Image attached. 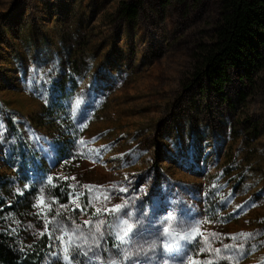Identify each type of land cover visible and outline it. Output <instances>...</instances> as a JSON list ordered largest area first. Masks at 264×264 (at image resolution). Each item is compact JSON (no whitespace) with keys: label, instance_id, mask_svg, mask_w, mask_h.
Wrapping results in <instances>:
<instances>
[{"label":"rangeland","instance_id":"374dc122","mask_svg":"<svg viewBox=\"0 0 264 264\" xmlns=\"http://www.w3.org/2000/svg\"><path fill=\"white\" fill-rule=\"evenodd\" d=\"M163 1L125 21L118 0H0V197L25 178L70 190L6 226L45 240L41 264H103V241L111 264H264V93L234 85L228 106L187 88L217 1ZM66 127L77 148L61 160Z\"/></svg>","mask_w":264,"mask_h":264},{"label":"trees","instance_id":"16d2710c","mask_svg":"<svg viewBox=\"0 0 264 264\" xmlns=\"http://www.w3.org/2000/svg\"><path fill=\"white\" fill-rule=\"evenodd\" d=\"M189 1L165 0L162 3L171 4L174 2L176 5H182ZM216 1V17L209 40L195 46L192 54L191 79L186 86L187 88H198L203 94L215 95L229 106L227 93L234 85L239 87L236 96L242 101L248 96L244 93L245 89L264 93V0ZM145 3L146 0H118V18L125 21H136ZM68 81L70 82L68 84L70 89L67 93L69 96L76 88V83L73 79H68ZM57 98L58 102L63 105L61 96ZM60 117H62L64 125L68 126V116L63 114ZM11 129L15 131L13 125H11ZM65 133L66 147H63L62 144L58 148L61 160L69 159V156H66L67 151L77 148L75 132L67 128ZM19 144L20 161L24 162V153H29V148L25 143L19 142ZM51 182L52 184H46L38 178L32 181L25 178L21 192L10 195L11 200L6 198L7 194H5V198L0 197V264L42 263L47 249L45 240H38L29 247L23 246L19 241L20 234L13 235V232L6 230V226L11 220L20 219L24 213L27 214L26 211L32 207L36 197L41 194L47 199H56V203L62 208L67 207L70 193L67 182L57 177L52 178ZM60 220L62 219L60 218ZM166 222L167 220L162 224ZM71 225H73L74 234H80L82 228L89 227L91 224L88 220L77 215ZM101 247L103 248L101 256H103V260L106 258L103 264H111L107 252L114 248L104 241L101 243ZM192 249L193 247L190 246L189 250ZM146 251V245L140 249L131 246L126 249L127 260L132 262L136 259L133 258L135 252L140 255L146 254ZM179 255L173 253L169 257L179 258Z\"/></svg>","mask_w":264,"mask_h":264},{"label":"snow or ice","instance_id":"6c2138e0","mask_svg":"<svg viewBox=\"0 0 264 264\" xmlns=\"http://www.w3.org/2000/svg\"><path fill=\"white\" fill-rule=\"evenodd\" d=\"M49 103H55V99H54V98L51 99V100L49 101ZM26 187H27V186H26ZM117 207H119V205H118ZM165 231H167V229H165ZM165 247L167 248V247H169V246H168V245H165ZM66 259H71V258H70V257H66ZM191 264H198V262H196V261H192Z\"/></svg>","mask_w":264,"mask_h":264}]
</instances>
